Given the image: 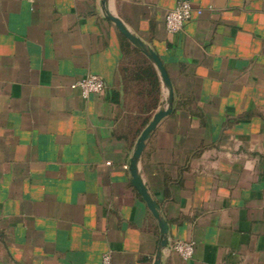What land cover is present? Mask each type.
<instances>
[{"label":"crops","instance_id":"0c3cea01","mask_svg":"<svg viewBox=\"0 0 264 264\" xmlns=\"http://www.w3.org/2000/svg\"><path fill=\"white\" fill-rule=\"evenodd\" d=\"M184 1L202 14L169 33ZM109 13L173 85L140 160L165 246L130 165L168 92ZM90 75L107 88L84 98L73 85ZM159 251L158 264H264V0H0V264H156Z\"/></svg>","mask_w":264,"mask_h":264},{"label":"water","instance_id":"95a60500","mask_svg":"<svg viewBox=\"0 0 264 264\" xmlns=\"http://www.w3.org/2000/svg\"><path fill=\"white\" fill-rule=\"evenodd\" d=\"M108 17L111 21H113L116 24V26L119 28L121 33L128 40H130L137 48H139L149 58V60L155 65L159 73L160 79L168 92L166 102L158 110V112L154 115L153 119L147 125V127L142 131L137 141V144H136V147L133 153V158L131 160V165H130L133 185L138 190V192L143 197V199L146 201L148 208L152 212L154 217L159 221L161 235L164 237L162 245L165 246L167 244V235H168L169 227L166 221L160 216L157 203L153 200L145 184L143 183V180L140 174V160H141L143 151L145 149L146 142L150 138L152 132L156 130L159 123L169 114H171L173 110V101H174L173 85L169 77V74L162 60L158 56V54L155 51H153L151 48H149L139 37L133 34L120 18H118L117 16H114L111 13L108 14ZM157 255H158V259H157L156 264H158L160 261L159 257L161 255V252L159 251Z\"/></svg>","mask_w":264,"mask_h":264},{"label":"built area","instance_id":"2783aa9c","mask_svg":"<svg viewBox=\"0 0 264 264\" xmlns=\"http://www.w3.org/2000/svg\"><path fill=\"white\" fill-rule=\"evenodd\" d=\"M194 14L201 15L202 11L196 10L187 1L181 2L166 15L165 25L167 31L172 34L180 32L184 25L192 19ZM73 87L78 88L84 98H88L92 94L103 92L107 88V83L101 77L90 75L76 82ZM173 250L179 256L188 260L194 257L196 245L190 241H177L173 245ZM102 264H114L110 253L103 255Z\"/></svg>","mask_w":264,"mask_h":264},{"label":"trees","instance_id":"16d2710c","mask_svg":"<svg viewBox=\"0 0 264 264\" xmlns=\"http://www.w3.org/2000/svg\"><path fill=\"white\" fill-rule=\"evenodd\" d=\"M141 73L144 74L152 83V86L156 88L157 92H160V81L154 68L151 65H147L140 69ZM156 107V106H154ZM148 121L142 122V128L146 127Z\"/></svg>","mask_w":264,"mask_h":264}]
</instances>
